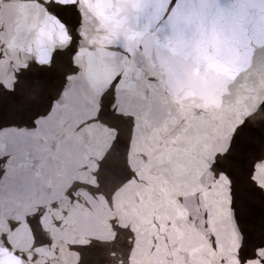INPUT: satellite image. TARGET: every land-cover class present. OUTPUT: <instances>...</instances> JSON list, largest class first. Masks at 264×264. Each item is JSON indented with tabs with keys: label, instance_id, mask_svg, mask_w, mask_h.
Returning a JSON list of instances; mask_svg holds the SVG:
<instances>
[{
	"label": "water",
	"instance_id": "water-1",
	"mask_svg": "<svg viewBox=\"0 0 264 264\" xmlns=\"http://www.w3.org/2000/svg\"><path fill=\"white\" fill-rule=\"evenodd\" d=\"M74 2L59 0L69 8ZM61 15L67 27L35 3L0 0V17L7 22L0 34V49L5 51L6 60L19 54L29 63L41 57L50 61L51 47L36 52V38L43 29L48 39L56 40L66 63L77 33H87L79 41L81 52L75 58L84 73L54 85L52 95L58 102L47 119L32 124L19 115L0 118V165L13 151L24 164L13 166L9 177L0 180L3 264H97L95 258L85 255L82 259L72 250L88 245L90 240L101 253L98 264H201L211 251L207 239L211 233L217 232L222 243L225 240V226L218 223L223 213L211 207L207 197L197 209L188 185L177 184L168 193L171 202L165 203L145 199L143 186L134 181L121 186L126 163L138 174L149 175L151 165L139 159L140 151L148 149L139 129L132 137L131 150L127 147L130 110L123 92L116 93V107L122 116L93 119L101 109L104 87L95 80V69L102 61L112 65L110 57L118 53L115 67L131 69L133 80L137 71L145 80L149 72L157 77L153 88L158 96L168 88L172 93L169 100L175 99L187 114L191 115L193 104L206 109L204 120L220 131L211 134L209 129L210 139L191 138L188 152L172 169V176L189 171L197 180L202 175L205 185L211 184L214 176L210 163L228 148V123L238 110L243 111L242 105L253 106L246 97L256 93H249L242 85L260 90L264 97V69L255 59L246 67L247 49L264 43V0H129L119 26L109 25L119 33L118 47L94 37L87 24L77 28L74 11ZM130 41L134 57L125 52ZM84 77L94 84L88 96L76 89V82ZM105 102L111 104L112 97ZM251 123L257 127L259 121L252 118ZM113 127L119 133L111 131ZM253 165L255 179L264 184V161L249 157L246 167L251 170ZM216 186L226 198L227 178L222 176ZM181 192L186 196V206L175 202V195ZM205 210L213 217L208 231L203 227ZM189 212L197 217L194 226L188 223ZM13 224L19 227L12 230ZM227 231L231 250L219 254L228 255L231 264H240L237 256L243 238L234 225H228ZM253 239L250 250L261 241L260 234ZM114 240L115 244L110 243ZM259 255L264 256V252ZM248 264L258 262L249 260Z\"/></svg>",
	"mask_w": 264,
	"mask_h": 264
},
{
	"label": "snow or ice",
	"instance_id": "snow-or-ice-1",
	"mask_svg": "<svg viewBox=\"0 0 264 264\" xmlns=\"http://www.w3.org/2000/svg\"><path fill=\"white\" fill-rule=\"evenodd\" d=\"M25 3H35L42 6L46 11L51 12L56 18L67 27V21L61 12L74 11L76 13V27L83 28L85 24L91 26L94 37L102 42L107 41L109 46L118 47L116 41L119 33L112 30L109 25L118 27L119 17L129 0H75L69 6L59 3V0H25ZM59 8L60 11H56ZM7 22L0 17V34ZM87 35L86 32H78L76 41L71 50L68 61L63 60L64 53L56 47L55 39H48L44 30L36 38V52L42 53L49 47L52 49L50 61L42 57L38 61L32 59L28 62L27 57L19 54L6 60V53L0 49V118L6 119L10 114L28 118L32 124H38L41 120L47 119L51 114L54 104L58 101L52 95L54 85L59 82H67L73 77L82 76L84 67L76 63V56L80 54L79 41ZM259 50V51H258ZM125 52L128 56L135 55L131 48V41L125 45ZM31 56V53L28 54ZM118 53L112 54L110 59L112 65L101 62L95 69V80L104 85L100 96L102 106L94 120H103L106 116L114 114L122 116L123 113L116 107V93L125 94V104L129 111V142L128 149L131 150V140L137 129L143 138V144L147 149L139 153V159L144 164H150L147 177L138 174L127 165L121 174V186L130 182H136L143 186L145 191L142 195L152 202H171L172 197L169 191L177 184L188 185L191 195L195 197L197 209L200 208L203 200L207 197L211 207H218L223 213L218 218V223L225 226V240L222 243L217 232H212L207 238L210 242V254L202 258L201 264H231L226 254L231 250L228 244V225H234L236 231L243 238V244L239 248L237 259L240 264H248L249 260H256L258 264H264V184L255 179L256 167L251 170L246 167L249 157L256 156L264 161V97L259 95L260 90L248 88L247 84L242 85L249 93L255 92L246 99L253 101V106L242 105L243 111H237L234 119L226 127L229 135L228 148L223 153H217L210 163V171L214 179L211 184L205 185L203 176L198 180L189 171L182 176L173 177L172 169L180 164L187 152V142L193 137L210 139L211 134L218 133L220 129L212 122L205 121L202 113L206 109L200 105L193 104L191 115L187 114L180 104L175 100H169L172 95L168 88L163 90V95L158 96V90L153 88V81L157 77L149 72L147 79H143V73L137 71L133 80L129 73L131 69L121 70L115 67ZM253 59L256 60L261 69H264V43H258L256 48H248L246 52V67L252 66ZM124 63H128V57H124ZM245 70L244 68L241 71ZM164 84V81H161ZM78 92L88 96L94 89L93 81L84 77L76 82ZM261 89H264V79L261 80ZM63 90L60 95H63ZM230 94V93H229ZM111 96V104L106 103ZM38 100V103H34ZM240 103V101H238ZM252 118L259 121L257 127H253ZM215 119V118H213ZM211 129V134L209 132ZM111 131L119 133V129L111 128ZM117 144L118 141H114ZM16 167H24L23 162L18 160L15 151L9 154L4 165H0V180L7 179L10 170ZM228 180L226 198H222L216 186L221 177ZM72 193H69L71 196ZM179 205L186 206L185 194L178 193L174 197ZM187 211V208L184 209ZM212 213L203 212V227L208 231L211 227ZM197 217L188 213L190 226L196 224ZM31 223V221H29ZM171 225V221H169ZM19 227L12 225V230ZM260 234L261 241L255 243L254 236ZM103 243V242H98ZM110 243L115 244L116 241ZM11 249V245H6ZM74 251L83 259L85 255L97 260L101 255L96 243L91 240L88 245L74 246ZM131 247L129 248V252ZM115 255V253H110ZM25 259H27L25 257ZM3 264V258H0Z\"/></svg>",
	"mask_w": 264,
	"mask_h": 264
}]
</instances>
